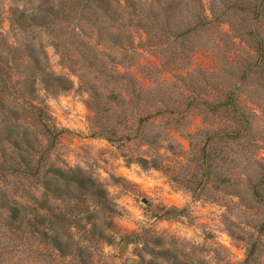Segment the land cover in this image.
<instances>
[{
  "label": "trees",
  "instance_id": "obj_1",
  "mask_svg": "<svg viewBox=\"0 0 264 264\" xmlns=\"http://www.w3.org/2000/svg\"><path fill=\"white\" fill-rule=\"evenodd\" d=\"M10 1L24 3L9 6L8 34L2 29L5 0H0V264H17L32 258L50 264L54 260L47 261L48 257L61 259L72 253L81 257L79 264H93L91 246L112 244L117 236L139 250L135 264H209L197 252V245L188 247L155 230L151 238L146 228L142 229L145 232L121 235L117 231V203L104 181L82 167L51 158L63 131L51 122L39 91L42 88L60 94L72 90L76 82L51 67L44 43L36 41L31 32H47L61 62L68 64L79 84L87 89L89 101L95 102L96 113L104 116L112 105L123 107L126 112V105L140 99L153 110L139 116L135 123L134 118L124 115L119 124L131 120L145 126L162 113L176 111L172 107L164 110L157 105L156 95L148 96L154 86L143 83L132 68L145 66L138 59L142 55L140 49L158 53L168 42L169 47L184 50L185 45L178 46V40L194 32L208 31L215 22L232 26V21L225 17L249 8L254 9L256 16L246 35L253 41L256 61L250 62L248 68H263L264 39L255 22L264 0H257L250 7H244L241 0ZM162 36L166 37L164 41ZM231 94L202 101L209 110L230 113L233 124L227 130L199 131L205 135L200 150L203 178L197 187L191 188L194 196H201L198 189L204 190L214 173L211 144L248 139L250 115L241 110L239 101ZM179 124L180 119L175 121L174 131H178L175 126ZM127 130L113 131L108 140L121 142L120 146L137 140L148 147H165L175 155H189L192 151V144L177 151L172 133L165 139L166 145H162L165 137L160 132L146 136L131 126ZM195 135L187 133L192 139ZM133 160L170 168L144 155L130 161ZM222 168L224 172L218 173L220 183L229 195H234L232 188L237 187V196L250 195L264 206V157L251 155L244 159L243 165H236L240 172L234 178L226 165ZM183 211L184 208H168L163 218L182 216ZM251 227L255 232L245 231L237 237L247 244L246 257L239 264H264V215L258 225Z\"/></svg>",
  "mask_w": 264,
  "mask_h": 264
},
{
  "label": "rangeland",
  "instance_id": "obj_2",
  "mask_svg": "<svg viewBox=\"0 0 264 264\" xmlns=\"http://www.w3.org/2000/svg\"><path fill=\"white\" fill-rule=\"evenodd\" d=\"M256 1L241 0L244 7H250ZM14 3L23 6L24 2L5 0L2 29L8 34V8ZM253 11L247 8L227 15L225 18L232 21V26L215 22L208 31L194 32L178 40V46L185 45L184 50L171 48L168 42L158 53L148 48L140 49L142 55L138 59L145 66L132 68L143 83L154 86L148 96L156 95L157 105L164 110L172 107L176 111L174 114L162 113L145 126L132 123L148 113L149 108L140 99L126 105L129 108L126 112L123 107L112 105L104 116L96 113L93 109L95 102L89 101L87 89L79 84L68 64L61 62L47 32L43 29L31 32L36 41L44 43L51 67L76 82L72 90L60 94L42 88L39 91L46 102L51 122L63 131L51 158L82 167L104 181L117 203L119 215L116 223L121 235L145 232L142 229L146 228L148 238H151L150 234L155 230L171 240L184 242L188 247L197 245V252L209 264H239L245 259L247 244L237 237L245 231L255 232L251 226L260 223L264 206L250 195L237 196V187L232 188L234 195H229L220 183L222 178L218 173L226 165L234 178L240 172L236 165H243L244 159L251 155L264 157V67L251 71L248 68L250 62L256 61L253 41L246 35L253 16H256ZM255 23L264 39V6ZM165 38L162 36L161 40ZM228 94L234 95L241 110L250 115L248 139L245 142L211 144L210 163L213 159L214 173L204 190L198 189L201 196H194L191 188L197 187L203 178L200 150L205 135L199 131L227 130L233 124L228 117L230 113L209 110L202 101L219 100ZM130 97L128 94L127 99ZM152 110L150 108L149 111ZM124 115L134 120L119 124ZM179 119L180 124L175 126L178 131H174L173 125ZM130 126L146 136L160 132L162 138L165 137L162 145H166L165 139L172 133L177 151L182 147L190 148V144L192 151L189 155H175L165 147H148L137 140L126 141L124 146H120L121 142L108 140L113 131L125 133ZM189 132L196 134L193 139L187 136ZM138 155L156 159L170 168L130 161ZM143 198L149 202H143ZM171 207L184 208L183 215L163 218L164 212ZM89 251L94 254L93 264H135L139 260L136 246L122 241L120 236L112 244H96ZM48 258L47 261L54 260L50 264H79L81 260L75 253L61 259ZM44 261L32 258L19 260L17 264H49Z\"/></svg>",
  "mask_w": 264,
  "mask_h": 264
},
{
  "label": "water",
  "instance_id": "obj_3",
  "mask_svg": "<svg viewBox=\"0 0 264 264\" xmlns=\"http://www.w3.org/2000/svg\"><path fill=\"white\" fill-rule=\"evenodd\" d=\"M142 201L145 202V203L149 202V200L147 198H143Z\"/></svg>",
  "mask_w": 264,
  "mask_h": 264
}]
</instances>
